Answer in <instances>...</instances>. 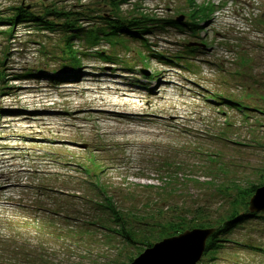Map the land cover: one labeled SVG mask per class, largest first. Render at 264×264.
Instances as JSON below:
<instances>
[{
	"label": "rangeland",
	"instance_id": "1",
	"mask_svg": "<svg viewBox=\"0 0 264 264\" xmlns=\"http://www.w3.org/2000/svg\"><path fill=\"white\" fill-rule=\"evenodd\" d=\"M206 2L219 7L203 30L164 25L147 32L150 45L126 38L111 46L87 41L103 29L100 18H111V0H0V88L8 95L0 107L25 108L0 123V264H129L148 248L138 241L171 237L157 224L182 218L216 228L233 212L250 214L238 190L264 185V22L257 31L247 14L264 0H126L118 13L189 22L191 4ZM50 8L81 15L85 33L72 44L87 55L78 70L61 66L62 27L10 23L21 9L63 24L45 15ZM200 41L207 46L193 56L184 49ZM59 69L57 79L72 85L47 83ZM29 70L36 76L20 75ZM121 88L141 98L116 96ZM220 94L246 109L216 105L210 97ZM109 203L128 216L134 244L112 235ZM226 238L214 264H264V213Z\"/></svg>",
	"mask_w": 264,
	"mask_h": 264
},
{
	"label": "trees",
	"instance_id": "2",
	"mask_svg": "<svg viewBox=\"0 0 264 264\" xmlns=\"http://www.w3.org/2000/svg\"><path fill=\"white\" fill-rule=\"evenodd\" d=\"M105 1V0H102ZM126 0H111L112 4V11H111V18H100L105 20L106 22L104 23L103 29H94L90 31L91 34L89 36L87 35V38L89 37V40H87L90 44H96L98 43V40L104 39L108 40L110 42V45L113 46L117 45L118 41L120 40H125L126 38H133V39H143L142 37L145 36V34L153 30L156 27H164V25H172L176 27L177 29H183V28H188L189 30L194 31H199L203 29L202 24L208 23L211 21L210 19L212 18V15L214 12H216V9L218 6H214L213 3L206 2L204 5H199V4H194L192 3L191 5V14L190 16V21L189 22H178L176 19L168 20V19H160L156 18L151 15H142L140 18H133L132 20L125 21L121 20L119 17L118 11H120V5ZM24 11L19 10V14L13 18V20H10V22L13 25V22L15 23H22V22H29L36 24V26L40 30H48L50 32H54V28L56 27H62L60 32L62 36L64 37V47L61 53V60L63 61V67H77L80 65V55H87V50H76L73 47L72 44V39L76 37H81L80 35L84 34L85 31L83 30L82 26H79L80 24V14H76L78 12H71V11H66V10H58L55 8H50L45 12V15H51L54 16L57 20L62 19L64 21L63 24H56L54 22H50L46 20L45 18L37 15H29V16H23L22 14ZM26 13V12H24ZM26 14H29L28 12ZM74 14L77 15L74 16ZM74 17H71V16ZM260 18V17H259ZM1 20V19H0ZM258 21H256V26L258 24ZM261 24V22L259 23ZM9 32L11 31L8 30ZM9 35V34H8ZM10 36V35H9ZM119 36L120 39H117ZM126 36V37H125ZM202 42V41H201ZM206 43V41H204ZM196 51V49H190L189 48V54H194L193 52ZM241 58V57H240ZM166 64L171 65V61H166L163 60ZM64 62H68V65ZM4 75L5 72L4 70L1 71ZM24 73L22 72L20 75L22 77H26L23 75ZM224 105H227L229 107H236L237 111L242 112L243 109H246L245 104L242 103H236L232 102V100L229 99H221V102ZM236 103V104H235ZM258 185L251 184L249 186H245L242 189L238 190L240 204H243L244 207L248 205L247 199L250 198ZM102 205V204H101ZM104 206H107V209L110 210V215H111V220L115 224V228H113L111 231L112 235H117L121 239H123L126 243L128 244H134L137 240V233L129 226L128 216H124L115 206L112 204H105ZM236 208V207H235ZM236 211V210H235ZM250 213V212H249ZM255 213H250V214H243L239 215L238 217L234 218L236 216V212H233L227 220H225L222 224H220V227H216L215 231L213 234L209 237L206 243V248L203 254L202 258H208L207 263L205 264H214L215 255L223 249L224 244L228 242L226 239V236L231 234L233 229L238 225L241 221L246 219L249 216H253ZM158 227H160V230H163L161 232L162 237L165 236H174L178 235L179 233L183 232L184 230L188 228H193V227H200L203 228L204 225H197L196 223H188L184 219L179 218V220L176 222L175 220H169L165 224H157ZM208 228H212L209 224H207ZM9 227V226H8ZM205 228V227H204ZM144 239V238H143ZM146 241L145 246H152V244L149 242V240L144 239L143 241L140 240L138 242H144ZM10 263V261H9ZM202 263V262H201Z\"/></svg>",
	"mask_w": 264,
	"mask_h": 264
},
{
	"label": "water",
	"instance_id": "3",
	"mask_svg": "<svg viewBox=\"0 0 264 264\" xmlns=\"http://www.w3.org/2000/svg\"><path fill=\"white\" fill-rule=\"evenodd\" d=\"M178 20L182 21L183 17ZM248 208L250 212L264 213V185L255 188ZM214 231L215 228H193L164 238L146 248L129 264H200L207 240Z\"/></svg>",
	"mask_w": 264,
	"mask_h": 264
},
{
	"label": "bare ground",
	"instance_id": "4",
	"mask_svg": "<svg viewBox=\"0 0 264 264\" xmlns=\"http://www.w3.org/2000/svg\"><path fill=\"white\" fill-rule=\"evenodd\" d=\"M125 89H114V91L113 92H116V96H121V97H124V98H133V99H136V100H139V98H141V97H135V96H132L131 95V93H130V91L128 90L126 93H125V91H124ZM126 100H128V99H126ZM136 100H132V101H136ZM117 103V102H116ZM134 103L132 102V105H133ZM113 106H117V104H114ZM111 112H112V109H109ZM49 111H51V110H49ZM103 111H105V112H108V109H103ZM118 111V113H124L125 115V117H129V116H132L130 113H128V112H126V111H124V110H117ZM132 114H135V113H132ZM9 114H5V116H8Z\"/></svg>",
	"mask_w": 264,
	"mask_h": 264
}]
</instances>
